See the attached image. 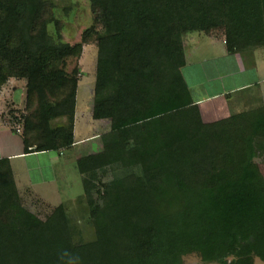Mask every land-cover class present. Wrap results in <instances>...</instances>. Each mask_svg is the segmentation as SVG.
Wrapping results in <instances>:
<instances>
[{"label": "trees", "instance_id": "obj_1", "mask_svg": "<svg viewBox=\"0 0 264 264\" xmlns=\"http://www.w3.org/2000/svg\"><path fill=\"white\" fill-rule=\"evenodd\" d=\"M95 39L62 43L47 0H0V88L26 80L25 153L73 145L82 44L97 48L92 119L101 151L76 161L95 238L75 242L64 205L21 206L0 160V264H264V110L205 124L182 74L181 35L222 26L228 53L264 47V0H89ZM56 23V22H55ZM64 124L51 128L53 120ZM120 171L92 199L97 173Z\"/></svg>", "mask_w": 264, "mask_h": 264}, {"label": "crops", "instance_id": "obj_2", "mask_svg": "<svg viewBox=\"0 0 264 264\" xmlns=\"http://www.w3.org/2000/svg\"><path fill=\"white\" fill-rule=\"evenodd\" d=\"M206 34L183 37L186 64L182 74L192 101L201 114L206 118H216L224 110L234 114L253 107L264 110V47L228 53L220 34ZM6 107L5 94L0 92V160H8L19 197L27 194L55 207L64 205L67 197H70L69 192L64 193V190L69 189L74 180L81 183L76 161L82 155L74 153L69 156L67 153L78 146L84 148L92 141L97 142L98 146L100 136L105 132L103 124V127L98 126L103 120H92L86 135L76 139V102L73 145L58 153H25L22 132H16L18 126L10 123ZM90 115L92 117L91 109ZM82 152L85 151L82 149ZM90 153L96 152L91 149ZM49 184L58 189L54 187V196L46 191L45 185Z\"/></svg>", "mask_w": 264, "mask_h": 264}, {"label": "rangeland", "instance_id": "obj_3", "mask_svg": "<svg viewBox=\"0 0 264 264\" xmlns=\"http://www.w3.org/2000/svg\"><path fill=\"white\" fill-rule=\"evenodd\" d=\"M50 4L49 12L53 17V22L47 26V32L50 36L54 37L59 36L62 43H67L70 45H76L78 43H82L84 40V35L91 36L95 39L96 35L102 32V27L94 23L92 10L90 7L89 0H47ZM56 22V23H55ZM224 28V27H223ZM221 27L209 31V32H191L182 34L180 41L181 46L184 49L183 37L190 34H203L206 33H217L220 34L223 39L224 37V29ZM191 35V36H193ZM245 51V50H244ZM96 55L97 48L94 42L82 44V52L79 59L68 58L66 60V64L64 67L65 72L71 76L72 71L76 70V79H77V96H76V112H77V120L75 125L76 139L80 138L82 135H86L89 131V123L92 122V117L90 115V109L92 110L93 106V89L95 83V67H96ZM186 64V63H185ZM184 69V68H183ZM0 92L5 94V103L6 107V115L10 123L14 126H18V128L23 131L25 118L29 113H27L26 109V80L24 79H9L6 83L0 88ZM224 109V107H223ZM259 109H263L262 107H253L249 110L239 112V113H227L226 110L224 112L219 113L216 118L203 116L199 109L201 120L205 124H212L222 120H227L228 118L242 114V113H252L259 111ZM219 117V118H218ZM218 118V119H217ZM217 119V120H216ZM64 124L63 119L53 120L50 124L51 128L57 127ZM105 127L106 134L110 131V120H103V123H100L98 126ZM97 129V128H95ZM98 131V130H97ZM101 131V130H100ZM94 132V131H93ZM99 145L97 146V142L87 143L86 146L81 147L78 146L74 150L68 152L69 156H73L74 153H80V155L86 156L91 155L92 151L99 153L101 151V141L99 140ZM82 149L85 152H82ZM94 154V153H93ZM256 164L261 175L264 177V162L262 159H256ZM97 173V179L93 180L94 185L96 186L91 194L92 199L95 203H100L99 194L97 192L103 191V186L112 182L113 180L121 177L120 171L108 170ZM46 191L50 196L55 195L54 185L49 184L45 185ZM56 188V187H55ZM57 189V188H56ZM58 190V189H57ZM69 192V198L65 200L64 208L66 211V215L69 219V224L71 226V230L73 231V239L75 242H89L94 240V229L91 225L89 212L90 209L87 205L85 198L81 197L82 195V186L78 180H74L71 183V187L69 189H65L64 193ZM60 193V192H58ZM20 198V197H19ZM21 206L34 214L41 220H45L51 212L57 207L49 205L44 201L36 200L30 196L22 195L20 198ZM52 203V201H51ZM184 264H215V263H203L196 255L191 254L185 256L183 258ZM254 264H263L261 261L254 259Z\"/></svg>", "mask_w": 264, "mask_h": 264}, {"label": "built area", "instance_id": "obj_4", "mask_svg": "<svg viewBox=\"0 0 264 264\" xmlns=\"http://www.w3.org/2000/svg\"><path fill=\"white\" fill-rule=\"evenodd\" d=\"M223 43L225 44V41L223 40ZM16 132H20V129L16 128Z\"/></svg>", "mask_w": 264, "mask_h": 264}]
</instances>
